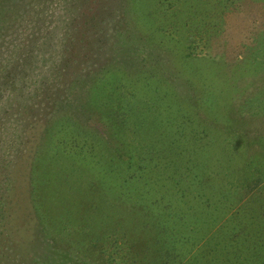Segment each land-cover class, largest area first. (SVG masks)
<instances>
[{
	"label": "rangeland",
	"instance_id": "rangeland-1",
	"mask_svg": "<svg viewBox=\"0 0 264 264\" xmlns=\"http://www.w3.org/2000/svg\"><path fill=\"white\" fill-rule=\"evenodd\" d=\"M263 143L264 0H0V264H208Z\"/></svg>",
	"mask_w": 264,
	"mask_h": 264
},
{
	"label": "trees",
	"instance_id": "trees-1",
	"mask_svg": "<svg viewBox=\"0 0 264 264\" xmlns=\"http://www.w3.org/2000/svg\"><path fill=\"white\" fill-rule=\"evenodd\" d=\"M259 149L264 151V143L260 145ZM117 154L119 155L120 151H117ZM250 167L251 158L247 161L246 174L242 182L243 187L247 190V195L244 198L246 201L242 203L244 205L238 210L231 208L235 211L230 217V224L220 231L218 242H213L211 239L207 241L206 245L209 247L208 264H264V159L256 168L259 169L257 176ZM150 179L148 178L149 182ZM221 184L223 188L228 186L231 189L237 188L232 185V182L226 180L222 181ZM171 201L165 214L156 219L158 223L154 226L155 231L160 230L166 238L164 245L155 237L156 240L160 241L161 248L158 249L159 254L154 256V261L160 259L162 262V252L164 254L165 250L173 248L186 239L184 236L185 226L178 220L180 216L182 217V208H178L180 203L177 198H173ZM201 202L207 203V200L204 199ZM216 205L218 206V203ZM166 257L167 262L176 263V258Z\"/></svg>",
	"mask_w": 264,
	"mask_h": 264
}]
</instances>
